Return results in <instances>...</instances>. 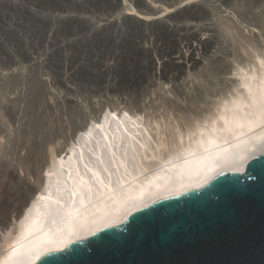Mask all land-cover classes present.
<instances>
[{"label":"rangeland","instance_id":"374dc122","mask_svg":"<svg viewBox=\"0 0 264 264\" xmlns=\"http://www.w3.org/2000/svg\"><path fill=\"white\" fill-rule=\"evenodd\" d=\"M57 1H0V254L2 231L17 223L9 214L27 204L21 192H7L15 187L9 172L35 168L31 181L42 187L50 152L60 166L99 152L125 177L141 166L140 143L154 147L148 123L167 137L203 120L235 92L236 73L264 55V0Z\"/></svg>","mask_w":264,"mask_h":264},{"label":"bare ground","instance_id":"6f19581e","mask_svg":"<svg viewBox=\"0 0 264 264\" xmlns=\"http://www.w3.org/2000/svg\"><path fill=\"white\" fill-rule=\"evenodd\" d=\"M38 1L44 3V1L47 0ZM54 1L57 0H53V2ZM85 1L87 2V4H89V2H92L94 4H100L102 6L103 4H105V2H107V4L116 6L115 0ZM176 2L174 3L176 4ZM167 6H170V4H167ZM57 9L61 8L57 7ZM144 14L146 15L147 13L145 12ZM49 24L51 23L49 22ZM73 26L75 27V25ZM130 28L131 27L129 26V29ZM262 54L264 53L262 52ZM263 57L264 55L261 56L260 59H258L259 65L253 66V70L244 71L242 69L240 72H237L236 75L237 77L239 76L240 81L239 84H237V88H235V92L232 89L234 93L229 91V93L231 92V96H227L228 93H226V99L223 98L224 100L220 102H218L217 100L218 104H215L216 107L214 106V109L211 107L212 110L215 111H213L210 115H208V113V116H206V118L203 117V120L200 121V118L197 119L195 115V119H197V121L199 122H197L196 124L193 123L194 125H192V123H189L191 124V126H187L184 131L175 130L172 131L169 136L164 137V135L161 133V131L163 132V130H159V127H161L159 126V123H156V121L154 124L148 123L149 127L154 133V137H151L154 143V147L149 146L148 142L146 141L140 143L139 149L141 152L139 151V149L137 150L138 152L136 158H140L141 160L143 159V161L141 162V166L134 172L130 171L128 173L129 175H126L125 177H116L111 172L109 167L102 162L99 152L95 153L94 157L88 159H86V157H82L81 159L77 160H73V158H70L62 166H60L58 161L55 160L57 158L55 157V153L50 152L49 157L51 160L50 164L53 167L51 168L52 170H49L48 175L46 174V170L48 169L44 171L45 173H42L40 171L41 173L38 174L47 175L46 177H44L43 175L39 176L44 177L41 179L38 177L41 184H44L42 187L41 185H39L40 183L38 184V186H36L34 182L31 181V176H37L35 168H30L29 174H23L22 170H12L11 172H9L8 175L12 178V182H14L13 185H15V187L12 186V189H10V187L8 188V185H6L7 192L12 193L15 190H17L15 191V193H17L18 191L21 192L22 194L27 196V200L24 202L27 204H23L21 209L17 211L15 215H13V213L9 214V218L11 215L13 218L16 217L17 223H15L16 226H14V230L12 229L13 231H6V226L4 227L6 228V230L3 228L4 231H2V241L4 251L1 252L2 254H0V264H37L38 260L43 255L59 250L63 251L73 243L89 239L91 236L104 228L117 227L137 210L146 208L163 198L182 194L190 190H200L201 188L207 186L214 178L225 172H236L242 174L245 171L247 162L251 158L259 156L264 152ZM254 62L253 64H255ZM34 84L36 85L35 82ZM34 100L35 98L33 99V101ZM45 105H47V103ZM206 111L209 112V110ZM188 119L189 118H187V121ZM190 121L192 122V120ZM168 122L170 123V121ZM157 124L159 127L157 126ZM186 124L188 125V123H185V127ZM152 125H154L155 127H153ZM178 126L176 124L175 128ZM166 129L171 131V128L169 129V126ZM39 146L40 145H38V147ZM37 156L40 155L37 154ZM27 158L29 159V156ZM7 184H10V182H8ZM7 201L8 200H6L7 204H12ZM11 220L12 219H10V221ZM12 221L11 223H13ZM10 227L11 226H9V228Z\"/></svg>","mask_w":264,"mask_h":264},{"label":"water","instance_id":"95a60500","mask_svg":"<svg viewBox=\"0 0 264 264\" xmlns=\"http://www.w3.org/2000/svg\"><path fill=\"white\" fill-rule=\"evenodd\" d=\"M37 264H264V152Z\"/></svg>","mask_w":264,"mask_h":264}]
</instances>
